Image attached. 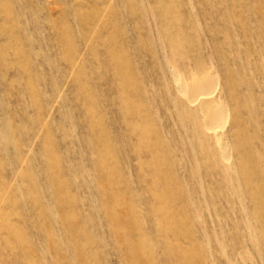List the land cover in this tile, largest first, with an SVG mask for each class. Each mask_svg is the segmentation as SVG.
<instances>
[{"label":"rangeland","instance_id":"1","mask_svg":"<svg viewBox=\"0 0 264 264\" xmlns=\"http://www.w3.org/2000/svg\"><path fill=\"white\" fill-rule=\"evenodd\" d=\"M182 256L264 264V0H0V264Z\"/></svg>","mask_w":264,"mask_h":264},{"label":"bare ground","instance_id":"2","mask_svg":"<svg viewBox=\"0 0 264 264\" xmlns=\"http://www.w3.org/2000/svg\"><path fill=\"white\" fill-rule=\"evenodd\" d=\"M195 85V84H194ZM199 88L198 89H196V90H200V89H203L201 86H198ZM197 88V87H196ZM201 95V99H202V101L203 102H205V103H207L208 102V98H209V96H210V94H207V93H202V94H200ZM200 99V100H201ZM214 122H217V117H212L211 118ZM216 126V125H215ZM215 126H213V127H215ZM218 127H220V125L218 126ZM218 127H216V128H218ZM211 129V128H210ZM213 129H215V128H213ZM216 130V129H215ZM211 131V130H210ZM212 131H214V130H212ZM217 131V130H216ZM160 185V184H159ZM137 246L138 245H136L135 247L137 248ZM190 253V252H189ZM180 258H181V255L179 256ZM183 257V256H182ZM182 262H181V264H191L190 263V261H188V260H186V258L184 259V257H183V259L181 260ZM197 261V258H195L194 257V264H195V262ZM192 263V264H193Z\"/></svg>","mask_w":264,"mask_h":264}]
</instances>
